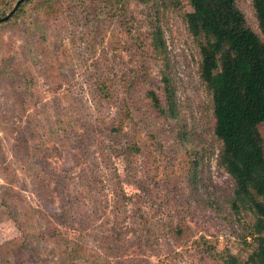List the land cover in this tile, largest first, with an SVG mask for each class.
I'll return each instance as SVG.
<instances>
[{
    "label": "rangeland",
    "instance_id": "rangeland-1",
    "mask_svg": "<svg viewBox=\"0 0 264 264\" xmlns=\"http://www.w3.org/2000/svg\"><path fill=\"white\" fill-rule=\"evenodd\" d=\"M156 1L176 117L154 113L141 82L128 92L121 85L100 108L90 92L101 73L120 80L141 63L132 46L152 2L126 4L139 30L121 25L118 9L110 19L39 12L40 27L0 24V264H97V253L106 260L100 264H217L202 236L220 249L246 251L239 222L225 216L234 181L219 162L197 44L179 10ZM239 3L255 25L250 0ZM147 64L159 83L158 64ZM259 129L264 139V124ZM103 144L128 196L124 219L115 212L114 167ZM177 224L191 236L175 239L168 227Z\"/></svg>",
    "mask_w": 264,
    "mask_h": 264
},
{
    "label": "trees",
    "instance_id": "trees-1",
    "mask_svg": "<svg viewBox=\"0 0 264 264\" xmlns=\"http://www.w3.org/2000/svg\"><path fill=\"white\" fill-rule=\"evenodd\" d=\"M18 1L0 0V18L10 14ZM131 1L24 0L7 20H0V24L30 20L40 27L41 23L34 16L39 12L52 16L66 11L70 16L86 15L90 21L93 12L94 16L110 19L116 17L118 9L121 25L124 22L133 30L146 25V30L136 32L132 46L141 63L123 73L120 80L108 73L97 76L90 84L95 103L99 108L106 106L116 99L121 85L128 92L141 82L150 109L159 116L176 117L178 94L168 71L161 10L156 0H138L152 2L154 6V13L142 24L140 20L131 19L126 8ZM164 3L166 8L172 6L182 14L201 56L199 76L211 98L212 136L220 143V165L234 181L233 193L223 203L225 216L239 222L241 230L237 237L246 251L234 253L227 247L220 249L217 242L206 236H202L201 241L217 264H264V139L259 129L264 124V0H250L255 25L239 0H189L190 10L184 9L182 0H164ZM148 59L158 64L159 83L152 81ZM110 148L103 144L101 153L108 165L114 167ZM192 153L195 154L194 166H197L199 153ZM20 155L23 158V154ZM110 173L116 194L115 212L124 219L128 196L115 167ZM38 187L40 190L41 186ZM168 230L177 240L191 236L189 228L182 224L170 225ZM83 244L87 252L89 241ZM75 252L83 253L78 246ZM96 256L97 264L106 262L101 254Z\"/></svg>",
    "mask_w": 264,
    "mask_h": 264
},
{
    "label": "water",
    "instance_id": "water-1",
    "mask_svg": "<svg viewBox=\"0 0 264 264\" xmlns=\"http://www.w3.org/2000/svg\"><path fill=\"white\" fill-rule=\"evenodd\" d=\"M22 1H24V0H19V1L16 3L14 9L10 12V14L6 15V16L3 17V18H0V20H7V19L10 17V15L13 14L14 11L19 7V5H20V3H21Z\"/></svg>",
    "mask_w": 264,
    "mask_h": 264
}]
</instances>
